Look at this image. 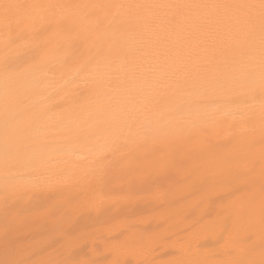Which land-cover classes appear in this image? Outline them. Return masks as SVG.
Wrapping results in <instances>:
<instances>
[{
  "label": "bare ground",
  "instance_id": "obj_1",
  "mask_svg": "<svg viewBox=\"0 0 264 264\" xmlns=\"http://www.w3.org/2000/svg\"><path fill=\"white\" fill-rule=\"evenodd\" d=\"M7 2L21 3L25 7L10 10L6 4L0 9V40L14 37L16 20L21 17L43 13L56 20L70 17L80 29L75 56L89 64H94L101 56L104 58V64L99 68L104 77V89L98 102L113 117V127L125 134L140 129L144 135L156 139L137 151L135 158L126 151L106 154V174L102 178L85 176V165L67 155L54 138L46 141L38 136L25 138L19 127H12L0 119V218L8 216L20 205L28 206L33 199H47L59 192L71 193L93 182L109 190L120 173L134 171L140 154L166 155L189 135L194 137L192 147L195 149L208 147V141H211L223 146L221 150L242 157L245 165L251 168L250 185L264 181V10L259 7V0ZM104 2L136 5L124 11L113 9L100 13L113 22L106 45L99 34H90L87 23L81 26L83 14L72 7ZM64 5L70 7H60ZM7 51V48L3 49L0 55L7 54ZM34 58L33 54L19 60L9 56L7 63L0 66V108L16 109L21 116L27 115L29 105L47 94L23 75L15 74L21 72L26 61ZM72 67L74 65L68 70ZM9 71L13 75H9ZM85 96L90 102H97L93 85H89ZM202 110L217 113L220 123L214 131L202 132L194 127ZM204 127L211 128L210 125ZM223 187L212 192H195L188 198L184 213L167 222H162L159 212L152 213L150 220L142 223V230H135L145 237H155L147 257L150 264H167L180 256L179 242H186L185 247L187 242L191 243L186 258L200 264H238L261 258L262 237L259 218L255 216L258 204L254 199L255 192L251 196L256 226L246 234L241 233L239 238L227 228L220 232L211 226L205 229L200 224H193L204 209H209L213 202L210 198L220 193ZM233 194V199L221 205H234L236 197L250 193L239 191ZM154 196L148 199L159 206L160 193ZM198 201H203L199 207L196 206ZM183 215L189 217L186 222ZM204 215L209 225L216 216ZM0 230L2 232L1 227ZM130 231L132 229L123 230L114 238L99 241L96 245L100 251L95 254L108 256L109 260L97 264H111L117 258L115 243L124 241ZM118 258L127 264H136L140 257L121 254Z\"/></svg>",
  "mask_w": 264,
  "mask_h": 264
},
{
  "label": "snow or ice",
  "instance_id": "obj_2",
  "mask_svg": "<svg viewBox=\"0 0 264 264\" xmlns=\"http://www.w3.org/2000/svg\"><path fill=\"white\" fill-rule=\"evenodd\" d=\"M9 5L10 10H17L25 5L16 2L0 0V9ZM33 7H44L33 5ZM60 7H70L67 5ZM82 13L81 26H89L90 34H99L103 44L110 39L113 22L101 12L108 10H128L136 5L127 2L85 3L72 6ZM259 7L264 10V0H259ZM79 27L71 22L70 17L56 20L54 16L43 13L16 20L14 37L0 40V51L7 48V54L0 55V66L7 63L9 56L19 60L33 54L34 59L26 61L24 68L16 75H23L36 86L42 87L46 95L29 105V113L21 116L16 109L0 108V119L12 127H19L25 133V138L40 137L48 140L50 137L58 142V146L70 157L85 165L83 175H96L101 178L106 174L104 157L114 151H126L135 158L137 151L144 148L156 137L143 134L140 129L125 134L112 125L113 117L107 113L98 102L103 95L104 77L99 68L104 64L101 56L94 64L75 56L79 43ZM74 65L69 71V67ZM2 74V73H0ZM9 75H13L9 71ZM93 85L97 92V102L92 103L85 96V91ZM50 89V91H49ZM162 114V113H161ZM147 118L145 123H147ZM217 113L202 110L194 127L202 132L214 131L219 125ZM204 125H210L206 128ZM194 137L189 135L179 147L163 156H152L142 166L131 173L132 182L139 185L138 191L129 189L122 194L126 200L150 198L153 193H160L159 215L162 222L181 216L188 206V198L195 192H212L221 186H226L230 192L241 191L243 186L250 184L251 168L245 165L244 159L231 151L221 150L223 146L214 145L208 141V147L195 149L192 147ZM153 177L150 184L145 181ZM261 215L259 228L262 237L261 258L240 261L238 264H264V181L261 183ZM93 200L100 197L93 193L88 201L73 203L72 201H55L45 207L29 212L27 215L36 221L49 222L62 227V222L70 220V214L81 207L103 206V201L93 205ZM203 201H198L199 207ZM254 200L251 194L236 197V204L221 205L215 218L209 225L204 213L193 224L203 228L209 226L220 232L226 228L235 233L246 234L255 225L253 216ZM206 211V210H205ZM189 219L183 215V221ZM192 225V224H189ZM196 233H193L195 236ZM154 236L145 237L134 229L124 241L116 242L114 250L117 258L111 264H127L119 259L121 254L137 255L140 258L136 264H150L147 257L151 252ZM181 255L167 264H200L199 261L186 258L191 251V243L179 242ZM39 264H69L68 261L42 260ZM83 264V262H75Z\"/></svg>",
  "mask_w": 264,
  "mask_h": 264
},
{
  "label": "rangeland",
  "instance_id": "obj_3",
  "mask_svg": "<svg viewBox=\"0 0 264 264\" xmlns=\"http://www.w3.org/2000/svg\"><path fill=\"white\" fill-rule=\"evenodd\" d=\"M150 157H152L150 153L146 155L140 154L136 160V165L132 173H134L138 167H142ZM152 179L153 177H149L145 181V184H150ZM261 183L262 181H257L254 185L247 184L241 189V192L249 191L250 194L252 192L256 193L254 194L256 195L254 199L258 204L256 206L255 216L259 218V222L262 207L260 195ZM113 184L114 186L107 190L104 186L100 187L96 182H93L90 186H80L82 189L78 187L71 193L59 192L49 195L47 199H33L28 206L20 205V208L9 213L8 216H3L4 218L1 217L0 264H39L40 260L69 261V264H75V262L97 264L98 262L109 260L108 256L95 254V252L100 251L98 245H96L99 241H105L106 239H110V237L114 238L116 234L123 230L134 229L140 231L142 230V223L149 221V217L153 216L152 213L155 214L158 212V206L148 198L135 199L126 203L115 202L114 199H123L122 194L129 189V184H132L133 191L139 190L140 186L132 182L131 174H127V172L120 173ZM93 193L98 195L100 200L103 201V206L99 211L95 210L94 207H81L79 210L70 214L69 222H62V227L54 226L49 222L33 220L27 215L29 212L45 207L55 201H72L73 203L88 201ZM154 194L157 193H153L151 196L152 198L155 197ZM233 195L234 194L230 192L226 186L223 187L220 193L218 192V194L210 198L211 202H213L209 209H204L203 213L207 214V216L210 214L216 215V212L221 207V203H226L229 199H233ZM100 200H93V205L100 203ZM217 203L219 204L217 205ZM6 219L7 222L5 221ZM74 230L75 233L73 232ZM100 235L102 238H98ZM29 236L32 238H29ZM74 249L76 250L74 251ZM55 251L58 255L55 254ZM33 257L35 258L33 259Z\"/></svg>",
  "mask_w": 264,
  "mask_h": 264
}]
</instances>
